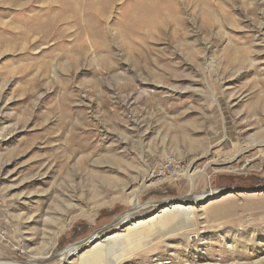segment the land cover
Masks as SVG:
<instances>
[{"label":"rangeland","instance_id":"rangeland-1","mask_svg":"<svg viewBox=\"0 0 264 264\" xmlns=\"http://www.w3.org/2000/svg\"><path fill=\"white\" fill-rule=\"evenodd\" d=\"M206 2L164 1L149 27L129 0L52 25L57 2L0 0L1 263L59 264L95 235L113 253L81 264H264V0ZM150 172L154 207L114 227ZM191 189L216 195L188 243Z\"/></svg>","mask_w":264,"mask_h":264},{"label":"bare ground","instance_id":"bare-ground-1","mask_svg":"<svg viewBox=\"0 0 264 264\" xmlns=\"http://www.w3.org/2000/svg\"><path fill=\"white\" fill-rule=\"evenodd\" d=\"M52 1L54 3H56V2L59 3L62 6L61 9L63 11L55 13L53 15H49L50 19H49L48 24H50V25H52L53 22L57 21L58 19L61 20L62 22L66 21L68 23L67 17L70 18L71 16L73 17V16H76L79 14H80L79 16L82 17V14L77 9L82 8L83 6H84L83 11L84 10L86 11L85 14L92 18V20H91L92 23L98 24L102 18H105L104 13L109 8V6H111L116 1H120V0H52ZM129 1L133 2L132 4H136V5L140 6V14H141L140 17L146 16V18H142V19L146 20V24H149V27H154V17L152 16L154 9L158 6H162V2H164V1L168 2L170 0H129ZM172 1L174 2L176 0H172ZM190 1H195V0H190ZM197 1H201L202 3L204 1L206 2V0H197ZM207 1H209V0H207ZM209 3L210 2H206L205 4L208 5ZM150 4L154 5L153 10H152V8L149 7ZM125 6H127V5H125ZM49 7H51V6H49ZM161 8L162 7H158L157 10H159ZM64 11L70 12L68 14H71V16H69L67 14V17H65L66 12H64ZM151 11H153V12L150 13ZM143 12H145L146 15H143ZM203 16H204V18H207L208 13H206V12L203 13ZM84 20L83 21L81 20V21L84 22ZM87 23L88 22H86V24ZM203 157H206V155H204ZM206 168H207V166H204L203 169L200 170L199 172L194 171L190 175H187V172H185L184 175L187 176V179L189 180L190 184L193 185L194 176L198 175V176L202 177L206 173ZM156 174H155V172H150V174H148L147 177H145V179L143 181H141L142 184L139 187V189L137 191L132 192L129 195L128 199H126V200L128 201V203H130L131 210L124 213V215L121 217V219L116 220L114 225H113L114 227L117 226V223L120 224L122 221L124 222V221L128 220L131 216H133L137 213H143V212H145L149 209H152L154 207V204H152V203H147L144 205L138 204V196H139L141 190L146 189V186H147L146 184L148 182L153 181ZM168 181H169V178H168ZM214 195H216V192H214V191H211L210 193H207V192L196 193L193 191V189H191L190 192H188L186 194V196L182 199V202L186 203V206H187L186 210H184V211L178 210V212L173 213V215L177 214L180 217V221L178 222V226L182 227L180 235H181V237H186V242L189 243L190 234L192 233L190 230V227L195 220V218L193 216V212H191L190 209L197 207L200 202H202L206 198L212 197ZM227 204L228 203H220V204H215V205L213 204V206L210 208V212H216L218 215H223L226 212V205ZM66 207H68V206H66ZM164 218H166V217H164ZM162 219L163 218H157L155 220V223L156 222H162ZM55 223H56V221H55ZM63 223L64 224H62V226L59 227L60 229L58 230L56 237L58 236V233L62 232L66 228L65 226L68 225L66 223V220ZM135 231H136V234H135ZM137 232L141 233V236H142L145 233V227H136L132 231L130 230V233L128 235L132 236L134 239H136L139 237L137 235ZM145 236H147V239L149 238L148 234H146ZM197 240L200 241L199 237H197ZM166 247H169V245H166ZM84 248L87 249L86 252L81 253L82 252L81 250ZM112 253H113V248H112L111 241H109L108 239L101 240L100 237L97 238L95 235H91L85 241H82L80 243H76V244L68 246V248L64 252L59 254V264H64L65 262H68V260L70 258L75 257V256H77V261L79 264H81L83 262H88V261L93 262V263L99 262V261L103 262L105 259L110 257ZM47 257H48V253L44 256L43 255L39 256L37 259H36V257L30 258V260L26 263L12 262V263H7V264H44ZM115 260H116L115 258L111 259L110 260L111 264H116ZM0 264H4V263L0 262Z\"/></svg>","mask_w":264,"mask_h":264},{"label":"water","instance_id":"water-1","mask_svg":"<svg viewBox=\"0 0 264 264\" xmlns=\"http://www.w3.org/2000/svg\"><path fill=\"white\" fill-rule=\"evenodd\" d=\"M82 242V241H81Z\"/></svg>","mask_w":264,"mask_h":264}]
</instances>
